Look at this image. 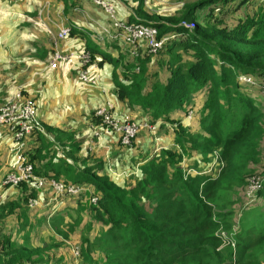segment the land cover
<instances>
[{
	"label": "trees",
	"instance_id": "16d2710c",
	"mask_svg": "<svg viewBox=\"0 0 264 264\" xmlns=\"http://www.w3.org/2000/svg\"><path fill=\"white\" fill-rule=\"evenodd\" d=\"M63 1L66 9L73 7L74 0ZM179 4L165 16L146 10L144 2L134 9L142 23L158 30V38L182 35L157 56L123 63L122 56L87 47L101 68H113L117 116L157 125L168 142L158 150L147 136L128 148L105 129L114 152L105 159L103 149L85 147L93 134L81 133L98 121L101 105L95 107L90 96L75 95L84 105L75 124H54L59 114L42 113L45 131L27 140L29 162L39 177L82 187L84 199L71 204L75 198H66L47 224L50 209L25 205L42 189L27 183L5 187L12 192L0 201V222L9 215L16 220L0 226V264H63L64 244L79 237V264H258L255 255L264 257V222L238 235L236 263L217 235L230 228L233 208L228 211L225 198L242 192L241 198L249 177L264 174V102L237 81L238 72L264 80V0ZM183 22L195 28L185 30ZM76 31L71 29V37ZM23 95L36 102L40 117L43 106L28 91ZM214 152L225 164L217 176L183 172V156L202 169L200 160L206 163ZM260 198L263 207L256 208L264 218V187Z\"/></svg>",
	"mask_w": 264,
	"mask_h": 264
},
{
	"label": "rangeland",
	"instance_id": "374dc122",
	"mask_svg": "<svg viewBox=\"0 0 264 264\" xmlns=\"http://www.w3.org/2000/svg\"><path fill=\"white\" fill-rule=\"evenodd\" d=\"M141 1L142 0H135L134 3H140ZM144 1L148 3L150 2L148 4L149 6L144 7L146 8V10H151L163 16L170 15L174 13L175 11H177L180 8V5H177V4L181 3V0H169V1L168 0H144ZM183 1H187V0H183ZM70 2H72V0ZM64 3L65 2L63 0H16V1L12 0V4H13L12 8L15 10H19L20 13L24 11L26 18L30 21L28 22L27 26H29L30 24L31 25L34 24V29H36L37 33L34 34L35 37H33L34 35L30 33L32 32L31 31L32 27L30 26L31 27L30 32L25 34L24 32L26 31V29L23 30V28H25V26H23L24 24L20 25L22 30H17V31L19 32V36L23 42V44H21L23 45V49L20 52L14 53L12 52V49L10 47V41L8 40L5 41L4 56L5 58L10 59L11 64L9 63L7 65L8 66L7 70H3V69L1 70L3 65H0V108L6 105L11 100L15 92L23 93V90L28 91L38 100L39 105L43 106V111L42 112L39 111L41 118L38 116V121L43 126V131H45V127L43 124L42 113L46 114L47 112H50V111L61 113L62 111L63 112L66 111V107L62 105L61 102L59 101L60 98L57 100V103L55 104L51 102V96L49 95L51 93L58 94L61 90L62 81L59 79L61 67L53 70L50 66L53 60V52L55 49V45L58 43V49H60V44L62 41H64V40L60 42L58 41V37H57L58 33L62 29L69 28V27L71 29L75 28L77 30L75 37H71V32H70L69 36L66 38V39L69 38L71 40L80 41L83 47L77 50L76 51L77 53L83 52V51H89L91 53V51L88 50L87 47L99 49L103 53L106 52L105 48H101L100 46L97 45L98 43L97 41H99V36L101 35H98V36L96 35V38L92 37L95 40L94 41L90 39L88 32H86L85 34H82V30L88 27L90 24H92L90 22L89 15L92 16L93 18H96L98 17L97 12L91 13V11L84 10L83 5L85 4L90 5L86 3L84 0H74L73 7L70 8V10L64 7ZM74 5L78 6V9L82 8V11L76 10ZM115 6H116L117 14L119 16L116 3H115ZM25 9L27 13H25ZM66 18H68V21H70V24L67 23L68 21H66ZM19 20L20 19L16 21L14 20V21L15 23H17ZM42 28L44 29V31L40 33V30H43ZM104 28L107 29L111 35L114 34V29L111 25L104 26ZM27 29H29V27ZM93 31L95 30L93 29ZM104 34L105 32L103 30V35ZM107 37L109 38L105 41L104 47L111 48L110 47L111 44L116 45L115 47L110 49L111 54L114 58H116L117 55L123 54L124 52L127 51L126 46L120 40L113 39L110 36H107ZM51 49L52 51L50 52ZM91 58L92 60L88 67L90 69V73L92 76H96V78H98L97 76H99L100 78L99 87H93L90 85H85L83 83H80L76 79L78 74L76 75V73H74V71L72 70L71 71L73 73V77H75V80H73V84L69 82V77H70L71 72L68 76H65V75L63 76L66 80V85H65L66 88H63L64 94L62 92V95L66 98H69V100L74 103L76 101L71 100V98L76 97L75 95H78L80 92H84L85 95L90 96L93 102L94 100H96L94 99V96L97 95L96 90L102 94H107L108 96L109 89H107L105 80L102 79V76L100 75L101 68L98 66L96 62L97 59L93 58L92 53H91ZM79 69H80V65L78 63L77 71ZM33 73H34V77L31 78V75ZM49 76H52V80L56 78V82L54 84L50 82L51 77ZM50 83L52 84L51 86H50ZM56 84H60V86ZM88 88H91V89H88ZM249 89L258 98H260L264 102V94L260 92V90H258L257 88H253V87H250ZM110 95L114 96L113 91H110ZM99 97H103V96L100 95ZM107 100L113 101L115 104L114 99L108 97ZM104 103L105 101L102 103V105ZM115 108H116V104H115ZM89 116L90 115H86L85 117L88 118ZM187 119L192 120L193 115L191 119L189 118ZM83 122L85 124L87 123L86 120H83ZM98 122L99 121H96V123ZM93 123L94 121L92 122V124ZM105 129L106 128L101 130V136L104 134L103 130ZM147 136L153 139V141L155 142L156 149L163 148L165 146V143L168 142V138H165L166 131L160 128L155 134H152L148 131H141L133 139V144L135 145L136 138L139 142ZM215 153L216 152H214V154L212 155H209L208 161L206 163L204 162L201 163V160H200V164L203 166L201 167L202 169L195 167L194 166L196 165L195 162L193 161L190 162L186 156H183L182 158L183 160L181 161L180 166L183 172H188L190 170L188 174L190 173L195 174L197 171H206L209 169L211 164H215L216 166L218 165L219 156H216ZM133 163H134V160H133ZM124 164L125 166L129 165L127 162H124ZM5 187L11 189L17 186H5ZM42 190L44 191V193L40 192L34 198H32V200L30 199L33 202L37 201L35 205L30 206L29 204L31 202L30 200H29L30 202L28 201V204H25V205H28V208L33 209V210L40 209V208L49 209L52 203H54V206H55L56 203L63 201V199L66 200V198H70V197L75 198L73 201L72 200L70 201L71 204H78L84 199V195H83L84 189L76 196H56L53 190L48 186H45L44 188H42ZM241 193L235 192L234 194L232 193V196L225 198L224 205L227 207L229 212L232 211L233 206L236 204V202L240 198V197H237V194L241 195ZM6 196L7 194L1 195L0 201H3L6 198ZM230 198H231V201L229 202ZM261 204H262V201L259 203L258 206H260ZM257 212H259V209H257L256 207L250 208L247 211H242V209L241 210L236 209L235 215L233 217L232 216L230 217V220L231 218L233 220H232L231 227H230L231 221H229L230 228L228 229L227 232L229 234H232L233 232H236L237 234H241V233L243 234V232H245V230H247L250 227H254L255 229L259 228V226L264 222V218L260 217V214H261L260 212L259 213ZM13 220H14V217L12 215H9L6 220L0 222V226L8 225L9 223H12ZM46 223L49 224L50 219H47ZM80 240H81V237L78 238V241ZM78 241L77 242H66V246L69 247V252L73 258H70L67 256H64V258L70 264H77L79 261L78 256L75 254V252L80 247V245L77 244ZM64 247L65 246H63V248ZM63 248L60 251L61 255L62 254L65 255V251L63 250ZM221 249L227 250V248H221ZM229 250L232 252L234 263H236L238 260V247L236 248V251H232L231 249ZM255 257L257 258L258 264H264V257L260 258V257H257L256 255Z\"/></svg>",
	"mask_w": 264,
	"mask_h": 264
},
{
	"label": "built area",
	"instance_id": "2783aa9c",
	"mask_svg": "<svg viewBox=\"0 0 264 264\" xmlns=\"http://www.w3.org/2000/svg\"><path fill=\"white\" fill-rule=\"evenodd\" d=\"M85 1L103 11L109 24L114 29V34L111 35L107 29L103 28L105 34L113 39L120 40L126 46V52L128 55L133 59H140L146 55L156 56L165 49L167 44L182 36L180 34H172L163 38H158L159 32L153 25L142 22H129L121 19L117 14L115 2L113 0ZM181 27L185 30L192 31L195 28V24L193 22H183ZM70 32V27L62 29L58 33V41L60 42L65 40L69 36ZM104 40L105 39L102 38V35L99 36V42H103ZM73 59L77 60L80 65L78 78L81 83L93 87H99V76H97L98 78H96V76H92L88 67L92 60L91 53L89 51L67 53L58 49L57 43L55 45L53 60L50 66L52 69H58L60 64L68 63ZM137 71H139V69H137ZM237 81L241 85L257 88L264 94V80L257 76L238 72ZM99 108L100 109L96 111V117L99 122L96 123V121H94L92 124L94 138H101V130L106 128L121 137L122 146L132 148L133 139L141 131H148L155 134L159 129L157 125L149 122L121 120L116 114L115 104L113 101L106 100ZM189 113L190 114L187 115V118L191 119L192 112ZM0 127H6L11 132L10 152L12 154V160L9 172L2 181L5 186H18L22 183H27L32 186L34 185L39 189L48 186L53 190L56 196H76L83 190L80 186L65 184L64 182L55 179L47 180L35 174L34 167L29 162V157L27 155V140L34 132H43V126L38 121L36 102L26 98L21 92H15L11 100L0 108ZM222 165L223 163L220 161L219 157L217 166L213 164L206 172H196L195 174H190L214 177L221 172ZM189 172L190 170L185 173L188 174ZM263 186L264 174L262 171L259 174L251 175L248 179L244 196L241 197L239 203H236L233 206L232 217L235 215L236 209L247 211L250 208L257 207L262 201L260 198V192L263 189ZM92 201L95 202L96 199L93 198ZM36 203L37 201H31L29 204L30 206H33ZM260 207H263V201ZM232 220L233 219L231 218L230 227L232 225ZM227 231L228 229H221L217 233L219 238L222 240L221 248L228 247L232 251H236L237 238L239 234L236 232L229 234ZM75 254L79 258V248Z\"/></svg>",
	"mask_w": 264,
	"mask_h": 264
},
{
	"label": "crops",
	"instance_id": "0c3cea01",
	"mask_svg": "<svg viewBox=\"0 0 264 264\" xmlns=\"http://www.w3.org/2000/svg\"><path fill=\"white\" fill-rule=\"evenodd\" d=\"M13 1H16V0H13ZM113 1L117 5L118 13H119V16L121 19L129 21L132 18V16H134L133 18L136 20L131 21V22H142L141 18L136 17V14L134 13V9L139 4H141L142 2H144V7L149 6L148 4L150 3V2L148 3L144 0H142L140 3H134L135 0H113ZM85 2L90 4V5H86V4L83 5V9L87 10V11H91V13L97 12L98 17L93 18L92 16L89 15L90 22L92 24H90L88 27L83 29L82 34H85L86 32H88L89 37L92 40H94L93 38H96V35L97 36L102 35V38H104L105 40L103 42L97 41L98 42L97 45L100 46L101 48H105L106 50L109 51V53H111V50H110L111 48L104 47L105 41L109 38V37H107V35H105V34L103 35L104 26H110L107 18L105 17V15L102 13V11L99 8H96L94 5H92L91 3L87 2V1H85ZM177 5H181V4H177ZM12 7H13L12 0H0V65H3L1 70L2 69L7 70L8 69L7 65L9 63L11 64L10 59L5 58V56H4L5 41H7V40L10 41V47L12 49V52H14V53L20 52L23 49V45H21V44H23V42L19 36V32L17 31V30H22L20 25L24 24L23 26H25V28H23V30L26 29V31L24 32L25 34L30 32L31 27H32V30H31L32 32H30V33H32L33 35L37 33L36 29H34V24H32V25L30 24L29 26H27L28 22H30V21L26 18L24 11H22L20 13L19 10H15ZM75 9L82 11V8L78 9V6H75ZM25 13H27L26 9H25ZM18 19H20V20L17 23H15V21ZM66 21H68V18H66ZM67 23L70 24V21H68ZM28 27H29V29H27ZM93 29L95 31H93ZM42 31H44V29L40 30V33H42ZM5 32H7V33H5ZM33 37H35V35ZM33 39H35V38H33ZM33 45H35V44H33ZM82 47L83 46L80 43V41L71 40L69 38L62 41L60 44V49H62L64 52H67V53L76 52L77 50H79ZM51 51H52V49L50 50V52ZM119 56L123 57V59H122L123 63H126L128 61H133V58L130 57L128 55V53L126 54V52H124L122 55H117L116 58ZM96 62L98 64V59L96 60ZM98 66H99V64H98ZM60 67L62 69V70L60 69V77H59V79L62 81L61 82V90L58 94H52L51 93L49 95L51 96V102H53L55 104L57 103V100L60 98L59 101L61 102L62 105H64L66 107V111L65 112L62 111L61 113H56V114H60V115L58 117H55V120L53 121V123L65 125V124L73 123V121H75L74 122V124H75V123L80 121L79 119L81 118L82 110H83L82 108H84V105H83V103H81L82 101L79 100L81 98L78 99V96H77V98L76 97L71 98V100L76 101L74 103V102L70 101L69 98L64 97L62 95V92L64 94L63 88H66L65 87L66 80L63 76L64 75L68 76L71 72L70 77H69V82H71L73 84V80H75V77H73L72 71H74V73H76V75H77L78 63H77V60L73 59L72 61H70L68 63L60 64L59 68ZM53 70H55V69H53ZM112 71H113V68H111L109 65H105L101 68L100 75L102 76V79L105 80V84L107 85V89H109V92H108V96H107V94H102L96 90L97 99L94 100V106L102 105V103L104 101H106L108 99V97L114 99V96L110 95V91H113V94H114V87H113V84L111 83V80H110ZM32 77H34V73L31 75V78ZM49 77H51L50 82L52 84H54L56 82V78L54 80H52V76H49ZM76 79L81 83V81L78 78V75H77ZM51 83H50V86L52 85ZM56 85L60 86V84H56ZM84 87H86V86H84ZM98 92H99V95H98ZM80 93L83 94L84 92H80ZM100 95L103 97H99ZM90 101H91V98H90ZM89 106L91 107L92 104H90ZM177 113H182V112L180 111ZM187 121H191V120L187 119ZM83 124H84V122H83ZM92 126H93L92 123L91 124L89 123L88 127L84 128V130L81 132L83 134L82 137H85L87 135V138H88V133L94 134ZM9 138H10V135L7 132L6 128L0 127V196L5 195V194L8 195L9 193L12 192V190L7 191L3 182H2V177L5 174V172L10 169V163L12 160V154L10 152V147H9V145H10V139ZM108 142L110 143V140ZM109 143L106 142L105 135L103 134L101 136V138H94V136H93L92 138L90 137L88 140L86 139L85 147H87L89 149V151H93V152H95V150L99 149V148L103 149L105 152V159L106 158L110 159V156L111 155L113 156L114 152L112 151L113 150L112 144L110 143L111 144L110 145ZM171 144H173V143H171ZM172 148H176V145L173 144ZM104 152H103V154H104ZM215 155L220 157L219 152H216ZM191 161L194 162V160H191ZM220 161L225 166L224 162L221 160V157H220ZM212 165L213 164H211L210 166H212ZM223 165H222V168L224 167ZM206 171H200L198 173H202V172H206ZM53 206H54V203H52L50 205V208H49L50 213L48 216H50V215L51 216L48 219H51L52 216H55L57 213H59L63 209V207H65V199H63V201H61V202L56 203V205L54 207ZM15 220H16V217H14V220L12 223H15ZM10 224L11 223H9L7 226H9ZM35 232H36V230H35ZM64 246H65L64 247L65 256L73 258L69 252V247L66 246V244H64ZM78 260H79V258H78ZM63 264H70V263L65 260L63 262ZM77 264H79V261Z\"/></svg>",
	"mask_w": 264,
	"mask_h": 264
}]
</instances>
